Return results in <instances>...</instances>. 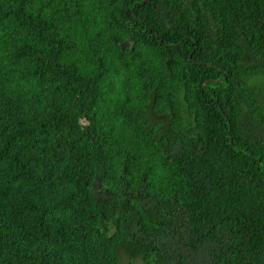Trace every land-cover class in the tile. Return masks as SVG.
<instances>
[{"label":"trees","instance_id":"obj_1","mask_svg":"<svg viewBox=\"0 0 264 264\" xmlns=\"http://www.w3.org/2000/svg\"><path fill=\"white\" fill-rule=\"evenodd\" d=\"M134 259L264 264V0H0V264Z\"/></svg>","mask_w":264,"mask_h":264},{"label":"rangeland","instance_id":"obj_2","mask_svg":"<svg viewBox=\"0 0 264 264\" xmlns=\"http://www.w3.org/2000/svg\"><path fill=\"white\" fill-rule=\"evenodd\" d=\"M121 257H122L123 262L128 261V255L123 250L121 251ZM133 264H141V263L139 262L138 259H134Z\"/></svg>","mask_w":264,"mask_h":264},{"label":"water","instance_id":"obj_3","mask_svg":"<svg viewBox=\"0 0 264 264\" xmlns=\"http://www.w3.org/2000/svg\"><path fill=\"white\" fill-rule=\"evenodd\" d=\"M127 44H128L127 41H123V42L121 43V47H125Z\"/></svg>","mask_w":264,"mask_h":264}]
</instances>
